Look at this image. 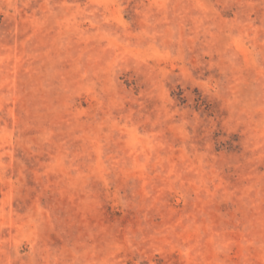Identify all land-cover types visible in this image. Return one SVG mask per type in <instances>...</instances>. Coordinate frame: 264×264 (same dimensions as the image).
Returning <instances> with one entry per match:
<instances>
[{
  "label": "rangeland",
  "instance_id": "rangeland-1",
  "mask_svg": "<svg viewBox=\"0 0 264 264\" xmlns=\"http://www.w3.org/2000/svg\"><path fill=\"white\" fill-rule=\"evenodd\" d=\"M0 264H264V0H0Z\"/></svg>",
  "mask_w": 264,
  "mask_h": 264
}]
</instances>
